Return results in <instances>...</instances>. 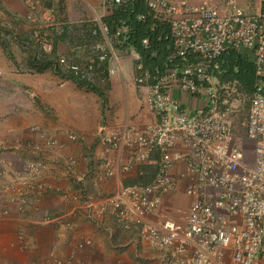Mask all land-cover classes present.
Segmentation results:
<instances>
[{
  "label": "built area",
  "instance_id": "1",
  "mask_svg": "<svg viewBox=\"0 0 264 264\" xmlns=\"http://www.w3.org/2000/svg\"><path fill=\"white\" fill-rule=\"evenodd\" d=\"M246 2L241 7L239 0H222L219 8L205 0H101L100 14L92 17L88 29L93 39L88 44L91 57L69 61L58 55L51 61L54 74L91 87L95 75L105 83L119 73L121 55H128L145 118L137 124L97 129L98 142L124 158L122 162L105 159L93 178L98 182L111 177L116 166L142 177V169L152 164L154 172L147 182L120 187L101 199H88L83 188L62 196L94 226L109 216L121 230H134L138 240L156 252L158 264H264V6ZM25 4L33 9L28 0ZM52 13L51 8L41 12L34 36L42 54L49 55L55 38L70 30L56 23ZM122 15L145 24L138 51L123 46L132 25ZM111 16L115 19L109 26L103 18ZM231 51L246 53L252 66L241 125L244 140L252 144L248 159L233 130L244 97L241 85L234 79L221 82L213 75L215 61ZM174 90L189 106L173 97ZM30 130L35 138L23 144L29 153L62 147L55 136L37 126ZM65 136L70 143L78 140L72 133ZM76 164L73 156L65 158L68 173ZM178 164L181 171L173 173ZM46 167L43 160L31 159L11 172V164L1 161L0 200L20 216L38 210L41 223L54 224L65 217H51L37 206L44 194L60 192L38 179ZM10 174L12 178L4 180ZM180 185L188 199L186 208L174 207V218L162 215L153 223L151 217L158 214L163 196ZM14 247L26 249L21 229ZM90 247V240L81 239L64 258L51 257L49 264H88L78 253Z\"/></svg>",
  "mask_w": 264,
  "mask_h": 264
},
{
  "label": "crops",
  "instance_id": "2",
  "mask_svg": "<svg viewBox=\"0 0 264 264\" xmlns=\"http://www.w3.org/2000/svg\"><path fill=\"white\" fill-rule=\"evenodd\" d=\"M7 1L13 14L24 12L18 0ZM199 1L202 0H189L190 3ZM205 1L216 4L219 8L222 6V0ZM246 1L239 0V6H245ZM249 1L256 7L263 2ZM65 5L66 10L70 8L72 11L68 12L70 15L93 17L100 14L101 0H66ZM77 45L71 47L76 48ZM54 48L59 49L60 46L55 43ZM17 58L8 56L0 46V164L1 161L10 163L13 172L20 169L27 160H43L47 167L39 173L38 179L57 187L60 192L44 194L37 203L38 209L51 217L65 218L59 223L44 224L40 222L41 214L38 210L36 213L20 216L0 200V264H49L51 257L64 258L81 239L91 241V247L87 250L90 256L92 253V258L78 254L80 259L89 264H158L156 252L140 242L134 230H121L109 216L94 226L84 218L80 209L75 208L74 203L62 196L65 193L76 194L77 189L83 188L88 199H101L113 195L120 187L138 181L147 182L154 172V166L150 164L142 169L141 178L134 170L124 173L116 166L111 177L98 182L93 178L101 171L105 159L122 162L124 158L123 153L116 155L98 142L97 129L100 126L114 128L132 119L137 123L145 118L144 113L142 116H132L130 121H123L121 118L124 107L117 103L119 97L124 99L125 109L130 108L135 113L131 93L124 86L121 87L122 81L125 83L126 80L123 61L121 71L105 81L103 90L77 85L64 78V74H54L51 68L35 72L28 63H42V60L34 55L30 59H23L25 70L19 71L17 66L21 64ZM75 59L68 58L69 61ZM172 95L182 105L189 106V101L178 91L174 90ZM109 105L113 110H109ZM33 126L55 136L62 147L43 154L29 153L23 144L35 138L30 130ZM67 133L77 136V142H68L65 136ZM176 149L180 150L179 147ZM69 156L77 160L71 173L67 172L65 165V158ZM181 168V165H176L173 173L180 172ZM80 177L83 179L78 182ZM11 178L12 174L4 180ZM2 182L0 180V184ZM181 185L176 192L163 196L158 214L151 217L153 223L157 224L162 215L174 218V207L186 208L188 199L183 195ZM4 210L8 214H4ZM62 222H67L69 226L63 227ZM18 229L23 231L25 237L24 251L14 247Z\"/></svg>",
  "mask_w": 264,
  "mask_h": 264
},
{
  "label": "rangeland",
  "instance_id": "3",
  "mask_svg": "<svg viewBox=\"0 0 264 264\" xmlns=\"http://www.w3.org/2000/svg\"><path fill=\"white\" fill-rule=\"evenodd\" d=\"M25 1L26 0H18L19 4L24 9V12L22 14L16 15L13 14L11 9L8 7L9 1L0 0V46L3 47L4 51L6 50V53L7 52L9 53V56H13V58L15 59L16 57H18L17 60L21 64L20 66H17V69L19 71H22V69L25 70L22 62L24 60L30 59L31 57H33V55L36 56V58L41 59L42 61L44 60L52 61L58 55H62L60 53L65 54L67 58L73 57V58L81 59L80 61H85L86 59L91 57V55L88 53V46H89L88 44L91 40L93 41V39H91L88 34V29L90 25H92L91 16L81 17L78 14L77 16L74 14L70 15L68 12L69 11L72 12V11L70 10V8L69 10H66V5H65L66 0H28V2L31 3V6L33 7L32 10L28 9V7L25 4ZM45 8L46 9L51 8L53 10L52 15L56 23L59 24L63 23L65 24L66 27L70 28L69 31H66L65 33L55 38L53 46H55V43H57V46H60V48L59 49L54 48L55 50L52 49L49 55L42 54L39 51V48L34 39V36L38 34L39 26L41 25L40 14ZM28 14H30V16H28ZM73 45H77L78 47L76 48L71 47ZM121 58L123 60V70L126 72L125 73L126 80L125 83L124 80L122 81L121 87L124 86L131 93L132 104H133L132 107H134L135 113L132 112L130 108L125 109L124 99L119 97L117 103L120 106L124 107V110H122V113L120 114L122 120L130 121L137 114H140L142 116L143 110H142L141 98L132 80L128 55L123 54L121 55ZM91 87L93 89L99 88L104 90L105 83H101L99 81L98 74L95 75V79H93ZM242 95L244 97L242 99L241 104L239 105L240 110L238 111L236 117L234 118L233 130L238 144L241 146L248 159L250 157V152L252 150V144L244 140L243 130L241 125L246 117L249 94H246L245 90L243 91L242 89ZM103 99H105V97H103ZM106 102H107V98H106ZM109 110H113L111 105H109ZM140 110H142V112ZM135 121L136 120L132 119V121L130 122L127 121L126 123H134ZM87 249L89 248L80 251L78 254L80 255L83 254L85 258L91 259L92 253L90 256V253L88 252Z\"/></svg>",
  "mask_w": 264,
  "mask_h": 264
},
{
  "label": "trees",
  "instance_id": "4",
  "mask_svg": "<svg viewBox=\"0 0 264 264\" xmlns=\"http://www.w3.org/2000/svg\"><path fill=\"white\" fill-rule=\"evenodd\" d=\"M262 6H264V0L262 2ZM122 17H125V19L132 25L131 31L127 34V38L123 46L130 47L138 51L140 49L139 39L145 34V24L137 22L132 15H122ZM113 19H115V17L111 16V18H103V21L110 26V21ZM6 54L9 56L8 52ZM28 64L30 68H33V70L38 73L42 72L46 68H51L50 60H44L42 63L36 62L35 64L33 62L31 63L30 61ZM213 75L221 82L234 79L240 83L241 88L243 91L245 90L246 94H250L251 92V83L253 79L252 66L249 60L244 56L236 54L232 51L222 54L220 58L214 63ZM64 78L72 80L66 75ZM76 84L82 85L81 83Z\"/></svg>",
  "mask_w": 264,
  "mask_h": 264
}]
</instances>
